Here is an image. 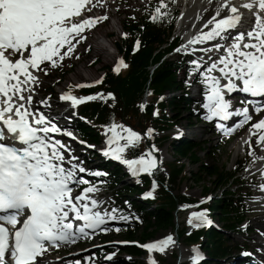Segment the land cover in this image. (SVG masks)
I'll list each match as a JSON object with an SVG mask.
<instances>
[{"label":"snow or ice","instance_id":"obj_1","mask_svg":"<svg viewBox=\"0 0 264 264\" xmlns=\"http://www.w3.org/2000/svg\"><path fill=\"white\" fill-rule=\"evenodd\" d=\"M208 3L211 5L213 0ZM104 5L105 0H0V264H47L44 257L51 246L59 248L61 243H76L97 232L107 233L111 230L109 221L139 220V216L133 217L118 207H102L104 200L95 194L104 181L93 184L87 176L102 178L109 173L85 167L72 144L57 137L75 140L84 146L82 152L97 150L102 156L126 165L133 176H139L153 175L159 170V149L152 144L132 157L126 154L138 149L145 136L151 138L155 130L149 127L141 133L113 121L104 127L107 146L96 149L60 123L64 113H46L33 103L35 85L40 83L36 73L47 74L66 58H73L77 46L87 40V33L108 19L107 12H92L94 7ZM167 9L166 0H158L148 18L163 21L170 15ZM122 35L126 38L128 33ZM140 46L137 38L134 51ZM174 52L194 57L201 53L189 63L204 89V118L215 121L219 130L233 133L253 121L254 113H264V0H215L214 13ZM127 67L126 61L119 58L113 70L118 74ZM102 79L94 83L99 84ZM237 91L262 99L254 102L252 112L247 103L234 107L227 97ZM98 97L115 99L113 93L77 96L69 88L59 100L70 102L75 108ZM38 103L51 108L50 98ZM145 107L141 104L142 110ZM153 115L158 116L159 110ZM234 117L237 119L231 126L225 123ZM248 132L244 140L248 155L253 163L264 161V115L249 124ZM253 137L260 155L252 150ZM260 171L264 179V169ZM157 187L153 180L144 198H155ZM258 187L264 190V183ZM187 222L196 228L210 223L207 210L193 211ZM175 242L169 234L141 247L151 254H163ZM191 251L194 254L190 264H200V250L193 247ZM114 255L107 254L106 261ZM147 259L149 264H159L154 255ZM86 261L95 264L92 256Z\"/></svg>","mask_w":264,"mask_h":264},{"label":"trees","instance_id":"obj_2","mask_svg":"<svg viewBox=\"0 0 264 264\" xmlns=\"http://www.w3.org/2000/svg\"><path fill=\"white\" fill-rule=\"evenodd\" d=\"M173 20L174 16H169L165 24L162 25H153L145 22L144 29L135 26L136 37L142 38L143 46L136 54H131V47L128 46V50L125 54L127 58H131V61L130 68L126 74L114 75L109 73L103 83L94 88V90L91 89L93 90V93L90 92L91 94L101 93L105 96L107 93H113L115 99H100L98 97V101H95V103L89 104L84 108V114L91 112V115L96 116V121L99 123H110L113 121L119 122L125 126L132 127L136 131L144 133L151 125L154 130H166L173 125L172 122L180 115V111L186 113L191 112L193 101L189 97V93H187L186 89L172 97L173 99L170 102L172 111L171 115L165 110L166 104L159 103L156 99L148 104L143 103V96L148 87L156 96L161 95L168 90L181 89L182 87V83L177 77V70L183 65V63L178 60L162 61L159 63V66L154 69L153 73H151V68H149L150 65L160 62L163 54L161 53V50H159V46L164 43L165 39L163 36L166 35L168 30H171ZM178 43L179 40L174 42L167 51ZM141 104L146 105L143 110L141 109ZM157 109L159 110V115H153L154 111ZM177 111L178 114L176 115L175 112ZM80 128L85 135L93 136L95 139L100 136V133L96 134L95 129L86 124H81ZM166 139L167 135H163L155 140L145 136L138 149L129 150L126 155L132 157L134 154L143 152L152 144H155L156 148H158ZM196 148L197 144L190 140H182L173 144L175 156L178 157L179 160H182V158H189L194 163L199 162ZM156 155L159 159V152H157ZM170 166V178L163 177L160 174L159 167V170L155 171L153 175L145 174L142 176L144 186H146L144 191L141 190L139 186H130L127 188L131 192L141 191L145 194L151 189L153 180L159 185L155 190V198H146L144 200L145 202H130L129 205L123 204L121 206L122 209L128 207L146 223L142 231L137 232V229L131 230L129 237H140L141 240H147L161 230L169 228L177 229V224L175 223V211L177 206L179 204H187L197 201L194 198L180 193L172 194L168 190H177L180 182L183 180L182 178H189L188 174L184 172V164L180 165L178 162H172L170 163ZM116 173L118 174L117 171ZM198 173H200V175H196V184H201L200 182L203 180L202 175H204V177L208 176L210 178H216L213 182L214 184H218L219 186L227 185L229 178L232 176V174L228 172H224L219 168H213L203 163H200ZM180 177L181 179L179 180ZM116 186V184L113 185L115 189ZM203 187L204 193L210 189L208 185H204ZM127 192L128 191H125L126 194ZM125 193L119 194L118 196L124 198L126 197ZM223 195V199L217 200L215 204L211 205V209L214 213H217L218 217H220V220L225 223L227 228L240 230L241 222L246 216L244 212L245 208L241 203H236L234 197H227V192H224ZM150 202L155 203L154 208H146L147 205L143 207L142 203L150 204ZM179 232L180 236L188 243L194 241L202 242L212 256H218L221 251L225 253L226 247L223 244L226 243V239L223 234L215 229L209 231H189L184 227L179 230ZM202 236L206 237L205 241H202ZM229 248L230 247L228 246V250ZM125 250L134 255H139L141 253L140 250L136 248H126ZM203 264H209V261Z\"/></svg>","mask_w":264,"mask_h":264},{"label":"rangeland","instance_id":"obj_3","mask_svg":"<svg viewBox=\"0 0 264 264\" xmlns=\"http://www.w3.org/2000/svg\"><path fill=\"white\" fill-rule=\"evenodd\" d=\"M197 2L198 0H191L190 2ZM205 1V3L201 4V7H207V15L203 20H207L213 13L215 8V0L211 5H209L208 0H200ZM129 2L135 3V5H132V7H129ZM193 2V4H194ZM148 0H105L104 7L99 8L102 9V12H96L95 15H103L105 12H107V15L109 14V18L104 21L103 26H97L95 29V32L89 31L87 33V40L89 41V46L92 49V53L90 55H87V53L84 52V50L88 51L87 48H81L80 44L77 46L76 52H80L78 55L74 56L73 58H66L65 62L60 67L52 68V71L50 72V77L53 81L57 80V76L59 75V72L57 70L64 68L66 66L73 65V68L70 71V73L67 75V80L69 82H76L79 84H86V83H92L96 81L100 76L101 72L108 67L113 68L114 65L117 63L116 60L119 58L120 53L118 52L116 48V43H119L123 35L120 33V27L121 22L126 18V16H129L131 18L135 17V20L137 18H140L141 15L145 13V6L147 5ZM177 5L182 7L183 0H177ZM198 3V4H199ZM194 5L190 4V10H193ZM203 9V8H202ZM201 9V10H202ZM200 10V9H199ZM205 10V9H203ZM193 13L194 10L192 11ZM190 13V12H189ZM186 13V14H189ZM188 16V15H187ZM192 19V18H191ZM189 20V19H188ZM203 20H201L198 23V30L202 27ZM188 28V26H187ZM179 34V32H178ZM87 44V42H84ZM199 55H196L195 57H192V59L197 58ZM78 57V58H76ZM97 57L99 59V63L97 65H90L89 67L87 64L90 63L93 58ZM176 57V55H168L166 58H173ZM79 69H82L79 71ZM81 73V74H80ZM182 77V76H181ZM180 77V78H181ZM194 79V75H190L189 78L186 79V83L191 82ZM40 93L43 92L46 88V86L42 84H36ZM63 86V85H62ZM61 88V87H60ZM55 91V94L57 93L58 88L53 89ZM64 91V88H62ZM199 86L194 85L191 88V94L195 98H199ZM41 98H43V95L38 94ZM46 96V93L44 94ZM52 100H59L58 99V93L53 97ZM150 99H147V101ZM59 102V101H58ZM60 103H56L54 106L59 105ZM169 111V110H168ZM185 126L186 128V134L185 136L189 138H193L195 142H200L203 144V148L199 150L198 155L199 158L203 163H207L210 166H223L226 164V167L228 170H231L237 159V156L240 153V149L237 151L234 150L232 147V143L236 140H220L218 141L217 138H214L212 134H206L207 127L202 126L203 123L197 124L196 119H182L179 123V125ZM180 128V127H179ZM176 131L179 132L177 129ZM245 131H241L236 137L239 138L242 133ZM157 133L154 134L156 136ZM105 134L103 135V144L101 145L103 148L105 147ZM256 139V137H255ZM172 139L170 138V141ZM239 141V140H238ZM236 142V144L238 143ZM253 145L256 146V150H259V146L255 144V140H252ZM107 146V145H106ZM74 149L76 151V154L81 157V159L86 162V155L83 154V152L80 151V146L74 145ZM234 151V152H233ZM257 152V151H255ZM161 153V160L163 162H169L173 161L172 158V152H171V146L169 144L164 145L160 149ZM260 153V151H259ZM241 154L238 156V159L241 158ZM249 161H251V157L247 155L245 157ZM105 158H98L96 161V164L102 163ZM258 161V160H257ZM261 161V160H259ZM184 164L186 165L187 169L186 171L189 174L195 173L198 171V165H193L190 163L187 159L183 160ZM253 163V160L251 161ZM264 164V161H261ZM250 163L249 165H251ZM247 165L248 171L245 172V180L246 185L242 187L243 192H249L252 197H250V200L248 202V206L252 210L249 214V221L248 224L251 226V230L249 233V236L246 235H239L234 232H228L229 241L233 244H244L245 241L249 240V248L253 249L254 252L258 253L259 256L262 257V254H264V198L261 196L262 190L258 187L260 185V182L263 183L264 181L261 180V177L259 179V176L256 175V173L260 174V170L258 171H252L251 168ZM259 165V163H258ZM95 166V164H94ZM264 168V166H263ZM163 175L168 176V168L164 167L162 169ZM191 177L184 178L180 182L179 190L181 193L185 192L186 194H189L195 198H200L201 202L206 201L204 197L202 196V188L195 184V177L193 175H190ZM204 177V175H202ZM206 179V181H205ZM132 180L131 178L125 179L126 182H129ZM203 180L207 183H210L211 190L216 188V185H214L213 179H210L208 176H205ZM217 191V190H216ZM104 193V194H103ZM214 193V192H212ZM96 194H103L100 196V199L104 200V205L102 207H108L111 208V195L110 193H107L100 190ZM99 198V197H98ZM200 202V203H201ZM262 208V211L260 209ZM193 211H200L196 209V206L189 207L187 209H183L181 212L177 215V221L178 222H187L190 218V214ZM217 220V218H214ZM221 224V223H220ZM263 230V232H260ZM171 234L175 239V244L170 246L165 253L161 254L159 252H155L153 255L155 256V259L159 262V264H176L178 263L179 258H181V262L185 259L190 258L194 253L191 251L193 249V246H187L185 242L182 240H178L177 236L174 231L171 230H162L157 232L153 237L154 239L150 240L151 242H154L156 240H159L161 238L166 237L167 235ZM124 236H117L116 239L123 238ZM97 243L93 242L92 245H96ZM87 248V247H85ZM176 252L177 254V260L174 259V257L171 255L172 252ZM79 254H85V251L78 252ZM149 253H147L146 256H148ZM240 255V254H239ZM84 257V256H83ZM146 257H143V260H141L138 264H148L146 262ZM212 264H215V262H212ZM222 264H224L222 262Z\"/></svg>","mask_w":264,"mask_h":264},{"label":"bare ground","instance_id":"obj_4","mask_svg":"<svg viewBox=\"0 0 264 264\" xmlns=\"http://www.w3.org/2000/svg\"><path fill=\"white\" fill-rule=\"evenodd\" d=\"M199 1L200 0H198L197 2L199 3ZM236 1H238V2H240V0H235V2ZM188 6H190V3H189V1H188ZM192 5H194L193 3H192ZM186 13H189L188 11H184L183 12V14H182V16H181V19H180V22L178 23V26H177V29H181V27H182V24H181V22H182V18L184 19V21H188V24L191 26V27H189V29L186 31V33H185V37H186V39L188 40V39H190L191 38V36H193V35H195L196 34V24L198 23V19H197V17L198 16H200V17H204L205 15H206V10H199L198 11V13H197V15L195 16V17H192L193 18V21H191L190 22V20H188L189 19V15H190V13L189 14H186ZM188 15V16H187ZM201 46H204V45H201ZM82 69H79V71H81ZM81 74V73H80ZM39 84H42L41 82L39 83ZM43 85V84H42ZM45 86V85H44ZM47 86H46V88H45V90L43 91V92H39V91H35V95H34V100H33V103H34V105L36 106V107H39V108H41V110H43V111H45L46 113H47V111H48V109L49 108H44L43 107V105H40L39 103H38V101L39 100H41V99H44V98H46V96H44V94L45 93H47ZM35 89H38V87H37V85H35ZM61 89H62V87H61ZM66 90V88H64V91ZM63 91V90H62ZM63 91V92H64ZM38 94H40V95H43V98H41ZM51 102V106H54L56 103H60V101L59 102H52V101H50ZM249 135V134H248ZM248 135H243L241 138H240V141H238V143L236 144L235 143V151H237L238 149H242V145H243V143H244V140H246L247 139V137H248ZM61 137H63V138H69V137H66V136H61ZM252 140H253V138H252ZM252 145H253V143H252ZM254 151H257L256 153H257V155H260L259 154V151H260V153H261V150L259 149V150H256V149H253ZM236 158V157H235ZM234 158V159H235ZM258 163H259V165H258ZM255 164H257V166H254V167H252V169L254 170V171H258V170H261V169H264L263 168V166H264V164H263V162H261V161H255L254 163H252L251 165H255ZM261 180L262 181H264V179H262L261 178ZM261 183V182H260ZM264 183V182H263Z\"/></svg>","mask_w":264,"mask_h":264}]
</instances>
